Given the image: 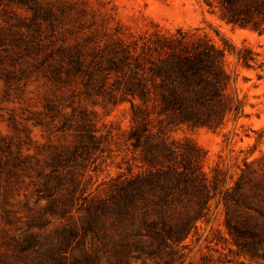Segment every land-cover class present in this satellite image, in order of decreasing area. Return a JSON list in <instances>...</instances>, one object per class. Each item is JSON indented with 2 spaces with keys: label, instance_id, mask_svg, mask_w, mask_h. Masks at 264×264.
I'll use <instances>...</instances> for the list:
<instances>
[{
  "label": "rangeland",
  "instance_id": "obj_1",
  "mask_svg": "<svg viewBox=\"0 0 264 264\" xmlns=\"http://www.w3.org/2000/svg\"><path fill=\"white\" fill-rule=\"evenodd\" d=\"M177 28L223 50L225 95L237 110L221 124L188 126L155 112L132 121L119 59L127 50L132 66ZM132 131L147 139L142 146L197 147L213 195L181 245L162 252L173 249L174 264H264L227 234L223 201H248L234 206L231 222L264 210L251 185L264 177V34L231 26L205 0H0V264H56L58 254L65 264L84 254L99 264H154L128 224L125 236L108 218L83 229L91 196L106 198L117 176L146 167ZM13 155L21 168L9 164Z\"/></svg>",
  "mask_w": 264,
  "mask_h": 264
},
{
  "label": "trees",
  "instance_id": "obj_2",
  "mask_svg": "<svg viewBox=\"0 0 264 264\" xmlns=\"http://www.w3.org/2000/svg\"><path fill=\"white\" fill-rule=\"evenodd\" d=\"M205 1L209 5L214 3L220 18L231 26L264 34V0ZM131 58L132 54L125 50L117 69H123L120 86L122 93L130 98L133 122L137 114L155 112L168 122L215 126L237 110L225 95L228 77L222 67L223 50L205 37L177 28L153 40L133 58L132 66ZM238 58L249 66V56ZM140 129H145L142 122ZM131 135L132 148L140 150L146 167L135 174L128 170L129 176H117L109 185L106 198L91 196L93 204L83 229L98 223L104 225L108 218V225H117L119 233L125 236L122 229L128 224L130 236L148 249L154 264H174L173 249L171 254H164L162 248L181 245L197 222L206 217L213 197L198 165V148L165 146L161 139L142 146L147 139H142L137 131H132ZM9 164L12 168H21L23 161L13 155ZM251 185L264 194V177L253 179ZM231 199L232 205L223 197L227 234L250 261L264 259L263 207L258 205L253 209L258 217L244 215L239 221L231 222L234 206L248 203L247 200L240 202L242 200L235 196ZM262 201L264 203V199ZM69 232L73 234L72 229ZM28 240L31 243V239ZM53 261L65 264V258L59 254ZM69 264L99 263L97 254H84L82 259L73 258Z\"/></svg>",
  "mask_w": 264,
  "mask_h": 264
}]
</instances>
